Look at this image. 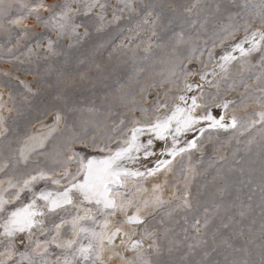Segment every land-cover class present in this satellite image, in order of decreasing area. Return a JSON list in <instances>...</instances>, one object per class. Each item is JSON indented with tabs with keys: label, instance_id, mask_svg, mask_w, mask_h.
<instances>
[{
	"label": "rangeland",
	"instance_id": "obj_1",
	"mask_svg": "<svg viewBox=\"0 0 264 264\" xmlns=\"http://www.w3.org/2000/svg\"><path fill=\"white\" fill-rule=\"evenodd\" d=\"M31 2L32 0H4V4L0 6V93L3 97L0 103L5 105L0 109V117L3 118L0 123V167L7 165L5 171L0 172V181H5L3 188L7 187L9 175L17 177L19 173H29L37 167L57 168V161L64 158L69 147L80 150L82 145L78 141L81 138L90 142L93 136L98 137L109 131L120 118L127 120L129 127L131 118L143 120L144 113L139 110L141 97H146L142 106L151 109L152 102L158 96L163 99L165 89L171 90L169 97L172 93L179 95L185 79L181 67L185 70L199 68L202 60L208 63L209 51L216 53V58L222 53L220 47L213 49L212 41L219 30V24L227 22L217 20L218 16H227L224 11L227 0H200L191 13L186 9L192 8L196 0H132L134 11L125 9L118 12L121 17L119 21L107 25L101 31L89 24V35L75 47H68L72 40L70 36L57 42L55 48L59 55L48 52L49 34L36 25L34 18L25 21L30 26L27 32L23 25L13 26L9 23L23 11L24 3ZM46 2L57 4L61 0ZM108 3L123 7L118 0H108ZM217 3L221 4L219 12L215 7ZM249 3L258 4L259 0H249ZM230 10L234 13L239 9ZM147 11H152L154 16H160L155 29L157 36H151L148 25H144L142 31H137V24L142 23ZM106 15L108 20L112 19L111 7ZM205 18L209 20L206 30H201L198 26L195 30L190 27L193 21L202 22ZM85 19L87 18H77L78 21ZM239 22L243 23V20ZM253 27L259 25L254 24ZM180 32H184L186 38L191 34L192 40L173 48L174 37ZM242 36L243 33H239L238 39ZM51 38H56L54 33ZM38 42L40 46H37ZM149 43L151 49L146 53L143 48ZM137 44L140 45L139 48ZM193 47L197 51L189 62L188 57ZM29 49L32 51L29 52ZM201 52L204 53L203 56L200 55ZM255 57L253 63L258 62L259 54H255ZM214 62L215 60L208 64V69ZM140 68L144 72L140 73L139 82H130L129 77ZM241 71L237 75H228L229 80H235L239 84ZM257 71L256 68L243 71L246 78L252 77L247 79V83L254 90L255 96H259L261 93L258 89L264 87L253 75ZM81 74H84V79H81ZM69 75L75 80L76 87L71 90L70 102L65 106L55 98L64 92V81ZM191 79L194 81V76L188 77V80ZM220 82L219 99L234 93L239 97L236 101L238 104L243 89L229 92L226 91V81ZM24 84L31 87L32 92H28ZM153 84L157 86L151 87ZM141 88L146 91L141 92ZM204 91L215 93L217 90L214 88L209 91L205 87ZM122 96L130 101L127 105L120 102ZM236 104L230 105L229 109H235ZM247 104V108L237 109L245 110L238 117L251 114L253 109L259 110L260 106L252 100H248ZM89 107L97 111L90 113L87 111ZM58 110L63 111V120L58 125L53 120L47 129H40L36 123L42 119L53 118ZM147 115L152 117V111L149 110ZM34 133L46 137L44 146L36 147V151L25 162L20 158V149ZM208 135L209 133H205V137ZM211 136V140H204L199 152L194 150L195 155L190 160L187 155L176 157L172 171L161 172L158 174L159 178L157 175L134 181L140 183L143 189L147 184H160L159 196L164 185L174 191L172 197L168 195L164 200L166 203L158 204L154 210L141 215L146 218L147 227L156 233V242L162 249L160 256L154 252L148 255L160 264H225L226 257L229 264L232 260L264 264V132L257 125L249 131L212 132ZM182 168L188 171H181ZM42 186L43 182L38 185ZM185 192L188 193L193 207L177 209L176 205L182 203L180 198ZM135 197L139 203L128 209L129 215L144 206V190L137 191ZM15 206L13 204L8 207ZM206 208L211 221L205 230L204 239L207 244L190 252L188 245L193 243V233L189 229L188 238L185 239L182 231L188 226L185 217L190 224L193 217H202ZM241 211L245 213L243 216L240 215ZM169 212L172 213L171 217ZM123 215L121 212L116 217L110 216L107 219L115 221ZM2 223L3 220H0V224ZM111 226L118 225L112 223ZM124 229L130 231L128 225H124ZM139 231L143 235V229ZM225 239L230 241L233 248L224 245ZM144 243L146 248L153 241L145 238ZM2 252L3 248H0V253ZM6 256V253L0 255V260ZM134 256L130 252L126 258L133 260Z\"/></svg>",
	"mask_w": 264,
	"mask_h": 264
},
{
	"label": "snow or ice",
	"instance_id": "obj_2",
	"mask_svg": "<svg viewBox=\"0 0 264 264\" xmlns=\"http://www.w3.org/2000/svg\"><path fill=\"white\" fill-rule=\"evenodd\" d=\"M118 3L123 7L112 6L108 0H61L57 4H49L46 0H32L31 3H24L23 11L9 23L13 26L23 25L24 31L27 32L30 26L25 21L34 18L36 25L49 34L48 52L59 55L55 45L60 40L70 36L72 40L68 47H75L89 35V24L94 25L97 31H101L107 25L119 21L121 17L118 12H123L125 9L135 10L132 0H118ZM199 3L200 0H196L192 8L186 11L191 13ZM3 4L4 0H0V6ZM74 4L79 6L73 7ZM110 7L112 19L108 20L106 13ZM215 7L217 12L221 10V4L217 3ZM231 8L239 10L233 13ZM96 9L99 11H95ZM224 11L227 16H218L217 20L227 22L219 24V30L212 41L213 49L220 47L222 53L217 60V54L209 51L208 63L202 60L199 68L185 70L181 67L185 77L181 94L172 93L169 97L171 90L165 89L163 99L158 96L152 102L151 109L142 106L146 97H141L139 110L144 113L143 120L133 117L129 127V122L120 118L109 131L98 137L93 136L90 142L81 138L78 142L82 148L77 150L69 147L64 158L57 161V168L37 167L32 172L19 173L17 177L8 176L7 187L0 188V220H3L0 224L2 229L0 237L3 238L0 239V248H3V252L0 255L7 254L5 259L0 260V264H102L103 253L117 247L118 237H122L120 245L126 246L135 256L133 260H128L121 253L113 252L112 258L119 257L125 261V264H134V262L160 264L159 261L150 259L148 255L154 252L160 256L162 249L156 242V233L147 227L146 218L141 216V209L137 208L133 214H128V209L139 203L135 193L146 189H143L138 182L133 183L131 187L129 183L140 178L155 177L164 171H172L173 162L178 156L187 155L190 160L193 150L199 152L204 140L212 139V132L235 130L239 133L249 131L257 125H260V130L264 132V87H260L258 91L261 94L255 96L254 90L247 83V79L252 77L246 78L243 75V71L256 68L258 71L253 75L260 84L264 85V0H259L258 4H250L249 0H227ZM78 17L87 19L78 21ZM159 19L158 14L154 16L152 11H147L142 23L137 24V31H142L143 26L148 25L151 36H157L155 29ZM240 20H243V23H240ZM208 23V18H205L202 22L193 21L190 27L195 30L198 26L199 29L206 30ZM254 24H258L259 27H253ZM80 29L83 31L81 32ZM241 32L243 36L238 39V34ZM53 33L55 39L51 38ZM190 40H192L191 34L186 38L184 32L177 33L173 48ZM226 41L234 42L226 44ZM37 46H40L39 42ZM122 46L128 47V45ZM139 47L140 45L137 44V48ZM150 49L149 43L143 51L147 53ZM31 51L32 49H29V52ZM196 51L197 49L193 47L188 57L189 62ZM254 54H259L257 63H253L256 59ZM200 55L203 56L204 53L201 52ZM214 60L216 62L212 64L209 73L208 64ZM234 62L242 70L239 84L235 80H229L227 75ZM217 68L219 72L216 71ZM141 72H144L143 68L135 70L129 81L139 82L138 77ZM209 74L213 77L220 76L221 80H225L226 91L237 92L243 89L239 103L236 104L235 100L219 99L220 84L209 80ZM197 75L200 82L188 80V77ZM84 78V74H81V79ZM24 87L28 92H32L27 84H24ZM75 87V80L69 75L64 81V92L55 99L67 106L71 99V90ZM205 87L215 88L217 91L205 92ZM197 90L199 95H188ZM143 91L146 89L141 88V92ZM2 100L3 97L0 95V101ZM248 100L258 104L259 110L253 109L251 114L238 117L235 114L236 109L247 108ZM120 102L127 105L130 101L122 96ZM233 104H236V108L229 115V107ZM4 106V103H0V109ZM162 109H166L163 115H161ZM134 110L130 109V111ZM149 110L153 113L152 117L147 115ZM87 111L91 113L97 110L89 107ZM63 118L62 110L56 111L53 116L57 125ZM2 121L3 118L0 117V123ZM96 127L98 128L99 125ZM190 133L194 135L189 139L187 137ZM205 133L209 135L205 137ZM45 139L46 137H29L31 141H38V144L26 143L20 149V158L27 162L29 155L36 151V147L44 146ZM158 142H163V146L157 148ZM154 157L155 159H152ZM137 164L140 166L132 167ZM5 168L7 165L0 167V172H4ZM181 171L186 172L188 169L182 168ZM41 182L43 186L38 187ZM160 188V184L154 186L155 190ZM180 199L182 203L176 205L177 209L193 207L187 192ZM155 202L161 205L166 203L159 196L156 197ZM13 204H16L14 208L8 207ZM147 206L148 201H144V208ZM216 210H219L218 205ZM121 212L124 213L121 219L115 221L107 219L110 216L116 217ZM244 214L243 211L240 212L241 216ZM168 215L171 217L172 213L169 212ZM101 216L104 218L99 219ZM210 222L207 208L202 217H193L190 224L185 217V223L188 225L182 229L185 239L188 238L189 229L193 233V243L188 245L190 252L207 244L204 236ZM112 223L118 226L109 232L107 229ZM124 225H128L130 231H124ZM97 228L101 230L98 231ZM141 228L143 235L139 231ZM134 236L137 238L133 239ZM145 238L153 241L146 248ZM106 243L108 248L105 247ZM223 243L227 248H233L228 239ZM225 264H229L227 257ZM231 264H248V261L232 260Z\"/></svg>",
	"mask_w": 264,
	"mask_h": 264
},
{
	"label": "bare ground",
	"instance_id": "obj_3",
	"mask_svg": "<svg viewBox=\"0 0 264 264\" xmlns=\"http://www.w3.org/2000/svg\"><path fill=\"white\" fill-rule=\"evenodd\" d=\"M236 55H238V53H236ZM254 56H255V54H254ZM218 58H219V55L217 56V60H218ZM215 62H216V60H215ZM214 62V63H215ZM196 69V68H195ZM211 69H212V67H210V69H208V71H209V73H211ZM216 71L217 72H219V69L217 68L216 69ZM239 71H241V69H240V67H239V65L238 64H236L235 62L233 63V66L230 68V71H229V73L227 74V75H232V74H235L236 73V75H237V73L239 72ZM221 75H223V74H221ZM208 79L209 80H213V82L215 83V82H219V83H221L220 81H221V79H220V76H217V77H213L211 74H209V76H208ZM190 81V80H189ZM191 81H192V79H191ZM192 82H200V78H199V75H197V76H194V81H192ZM206 89H208L209 91H212V89H214V88H211V87H206ZM179 94H181V92L179 93ZM193 94H196V95H199V90H197L196 92H194V93H188V95H193ZM0 95H1V93H0ZM238 97V95H236L235 96V94L234 93H229L228 95H225L224 97H222V99L221 100H225V99H227V100H235V102L237 101V99L239 98H237ZM178 102V101H177ZM162 113H161V115H163L164 114V112L166 111V109H162ZM217 111H219V110H217ZM229 111V115H231L232 113H233V109H229L228 110ZM243 111H245V110H237L236 109V112H235V114L236 115H239V114H242L243 113ZM243 116V115H242ZM240 117V116H239ZM53 121V118H49V119H42V120H40V121H38L36 124H39V126H40V129H42V128H46L47 129V127H49V124H51V122ZM36 126V125H35ZM38 126V125H37ZM49 129V128H48ZM43 130V129H42ZM40 133H42V132H40ZM40 133H36L37 135H35V133H34V135H32V136H36V137H40V136H42V134L41 135H39ZM44 134V133H43ZM194 134H189L188 135V137L187 138H192V136H193ZM142 139H145V137H142ZM27 144H29V145H33L34 143L36 144L37 143V141H31V140H28L27 142H26ZM157 148H160V147H162L163 146V142H158L157 143ZM170 146V145H169ZM181 146H183V145H181ZM195 155V153H194V150L192 151V153H191V156H194ZM180 156H178L177 158H179ZM161 158H163V157H161ZM155 159V158H154ZM138 166H140L139 164H137ZM137 165H134V166H132V167H137ZM149 166H151V164L149 165ZM143 170V169H142ZM160 174V173H159ZM159 176L160 175H158V178H159ZM148 179V178H147ZM147 182H149V181H147ZM184 182V181H183ZM131 183H134V181H132V182H130L129 184H131ZM4 184H5V181H0V188H3V186H4ZM145 189L146 190H144V198H143V200L144 201H148V206H147V208H144V206L142 207V208H140L141 209V215H144L146 212L148 213V212H150V211H152V210H154L156 207H157V203L155 202V199H156V197H158L159 196V194H160V192H158V190H155L154 189V186L153 185H146L145 186ZM183 189V188H182ZM162 190V189H161ZM163 190H165V191H163ZM162 190V193H161V196H159V197H161L163 200H165L166 198H167V196L169 195V197L171 196H173V192H172V190H169L168 189V185H164V189ZM172 194V195H171ZM182 195V194H181ZM134 209L136 208L135 206L133 207ZM136 210V209H135ZM115 228H116V226H111V227H109L108 229H107V231H109V232H111V231H113V230H115ZM124 231H129L128 229L126 230V229H124ZM122 237H118L117 238V240H116V245H117V247H115V248H112V249H110V250H108V251H105L104 253H103V255H102V263L103 264H125V261L124 260H121L119 257H115V258H112V256H113V252H119V253H121L124 257H126L128 254H130V252H132L130 249H128V248H125L126 246H121L120 245V239H121ZM133 239H136V237L134 236L133 237ZM105 247L106 248H108V245H107V243L105 244ZM131 258V257H130ZM130 260V259H129Z\"/></svg>",
	"mask_w": 264,
	"mask_h": 264
}]
</instances>
